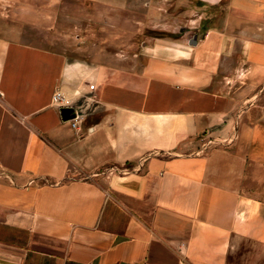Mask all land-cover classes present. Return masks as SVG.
Listing matches in <instances>:
<instances>
[{
	"label": "crops",
	"instance_id": "1",
	"mask_svg": "<svg viewBox=\"0 0 264 264\" xmlns=\"http://www.w3.org/2000/svg\"><path fill=\"white\" fill-rule=\"evenodd\" d=\"M223 3L214 86L0 20V264H264V0Z\"/></svg>",
	"mask_w": 264,
	"mask_h": 264
},
{
	"label": "rangeland",
	"instance_id": "2",
	"mask_svg": "<svg viewBox=\"0 0 264 264\" xmlns=\"http://www.w3.org/2000/svg\"><path fill=\"white\" fill-rule=\"evenodd\" d=\"M223 4V0H0V20L8 21L10 31L22 33L25 41L74 59L133 70L152 66L153 72L179 83L205 80L214 86L228 75V60L208 57L209 37L228 34L224 28L214 29L226 19ZM195 37L198 44L191 45ZM248 79L239 80L244 84ZM259 100L264 96L254 94L244 111Z\"/></svg>",
	"mask_w": 264,
	"mask_h": 264
},
{
	"label": "water",
	"instance_id": "3",
	"mask_svg": "<svg viewBox=\"0 0 264 264\" xmlns=\"http://www.w3.org/2000/svg\"><path fill=\"white\" fill-rule=\"evenodd\" d=\"M190 44L191 45H197L198 44L197 37H195V39L192 40L190 42ZM60 115H61V118L64 122H68V121L76 119L77 112H76L75 108H73V107H63L60 109Z\"/></svg>",
	"mask_w": 264,
	"mask_h": 264
},
{
	"label": "built area",
	"instance_id": "4",
	"mask_svg": "<svg viewBox=\"0 0 264 264\" xmlns=\"http://www.w3.org/2000/svg\"><path fill=\"white\" fill-rule=\"evenodd\" d=\"M56 100H58V101H62V99L60 98V96L58 95V96H56ZM76 110V109H75ZM77 112V111H76ZM78 119H79V114H78V112H77V117H76V119H74V120H71V121H78ZM74 127H76V124H74Z\"/></svg>",
	"mask_w": 264,
	"mask_h": 264
}]
</instances>
